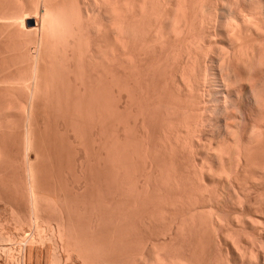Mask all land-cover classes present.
Masks as SVG:
<instances>
[{
    "label": "rangeland",
    "instance_id": "rangeland-1",
    "mask_svg": "<svg viewBox=\"0 0 264 264\" xmlns=\"http://www.w3.org/2000/svg\"><path fill=\"white\" fill-rule=\"evenodd\" d=\"M16 1L0 0V264H264V199L242 203L226 194L191 203L172 193L167 202L140 190L147 176L139 187L123 183L127 177L121 174L116 179L113 125L91 119L86 107L81 119L78 105L96 88L86 92L75 86L81 83L77 75H91L87 56L94 46L98 50L103 44L102 52L110 46L109 31L97 35L75 25L85 29L82 41L75 37L80 46L68 38L72 24L49 23L38 90L33 91L31 57L41 35L40 3ZM79 1L64 0L60 9L68 3L77 8L84 0ZM73 53L81 54L85 73ZM92 95L82 104H89ZM202 208L206 217L201 218Z\"/></svg>",
    "mask_w": 264,
    "mask_h": 264
},
{
    "label": "bare ground",
    "instance_id": "bare-ground-1",
    "mask_svg": "<svg viewBox=\"0 0 264 264\" xmlns=\"http://www.w3.org/2000/svg\"><path fill=\"white\" fill-rule=\"evenodd\" d=\"M38 1L35 21L41 35L32 43L31 54L34 92L49 23L72 24L76 31L87 26L97 35L110 32V46L102 47L108 49L102 52L100 41L98 50L95 45L87 56L90 79L77 75L81 83L75 86L86 92L106 88L98 94L91 89L95 95L86 105L81 94V110H76L80 115L86 107L91 119L106 120L111 129L113 125L116 179L121 174L130 178L123 183L139 187L147 176L143 180L148 184L140 190L167 202L172 193L188 202L217 201L226 194L241 202L264 199V0H84L77 8L68 2L64 5L71 6L63 8L60 0L63 9L60 1L59 8L53 0ZM74 27L68 38L77 45L85 29L79 28L77 34ZM74 53L72 58L79 60L81 54ZM84 69L80 71L85 73ZM137 125L142 133L138 134ZM201 210L198 217L202 218L206 212Z\"/></svg>",
    "mask_w": 264,
    "mask_h": 264
}]
</instances>
